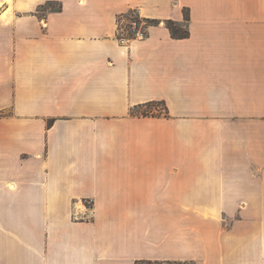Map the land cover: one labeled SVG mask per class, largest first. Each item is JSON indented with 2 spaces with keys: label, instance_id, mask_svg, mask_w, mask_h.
I'll use <instances>...</instances> for the list:
<instances>
[{
  "label": "crops",
  "instance_id": "obj_1",
  "mask_svg": "<svg viewBox=\"0 0 264 264\" xmlns=\"http://www.w3.org/2000/svg\"><path fill=\"white\" fill-rule=\"evenodd\" d=\"M140 261L264 264V0H0V264Z\"/></svg>",
  "mask_w": 264,
  "mask_h": 264
},
{
  "label": "trees",
  "instance_id": "obj_2",
  "mask_svg": "<svg viewBox=\"0 0 264 264\" xmlns=\"http://www.w3.org/2000/svg\"><path fill=\"white\" fill-rule=\"evenodd\" d=\"M133 14L136 15L135 20L133 22H136V23L144 22L146 24V32H144L145 35H147V28L149 26L159 25L161 23L158 20L143 18V17L140 16V14L136 10H131L127 14H123V15L119 16V19H118V22H119V34H118V36H119L120 39H124L123 37L120 36L121 20L123 18H126L129 15L131 16ZM187 20H189V19L187 18ZM165 25L171 31L172 35L175 38L182 39V38H187L189 36V31L186 28L181 33V28H183V27H181L179 24L175 23L172 20L165 21ZM135 37L136 36H130L127 39H133ZM156 105L163 106L164 107V112L158 110L157 108H155L154 111L145 110V109L154 107ZM133 114L137 115V116H145V117H148V116L155 117V116H163V115L167 116L168 115V109H167V106H166L165 103H149V104H147L145 106H140V107H137V108L133 109ZM137 264H186V263L140 261V262H137ZM192 264H194V263H192Z\"/></svg>",
  "mask_w": 264,
  "mask_h": 264
},
{
  "label": "rangeland",
  "instance_id": "obj_3",
  "mask_svg": "<svg viewBox=\"0 0 264 264\" xmlns=\"http://www.w3.org/2000/svg\"><path fill=\"white\" fill-rule=\"evenodd\" d=\"M49 8H58V5L56 4H51L49 6H47V10ZM136 15H129L126 18H123L121 20V29H120V36L123 38H128L130 36H138L139 34H142L144 32H146V24L144 22L141 23H136L133 22L135 20ZM184 27L181 28V33L184 31ZM180 34V33H179ZM155 108H157L160 111L164 112V107L160 106V105H156L154 107L145 109L147 111H154ZM88 206H90L89 203H87ZM186 264H192V263H186Z\"/></svg>",
  "mask_w": 264,
  "mask_h": 264
},
{
  "label": "built area",
  "instance_id": "obj_4",
  "mask_svg": "<svg viewBox=\"0 0 264 264\" xmlns=\"http://www.w3.org/2000/svg\"><path fill=\"white\" fill-rule=\"evenodd\" d=\"M138 36L143 37V36H145V34L142 33V34H139ZM138 36H136V37H138Z\"/></svg>",
  "mask_w": 264,
  "mask_h": 264
}]
</instances>
